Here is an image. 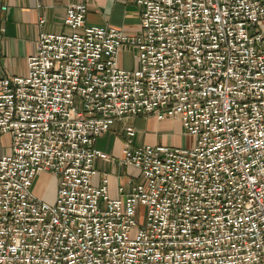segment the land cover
<instances>
[{
  "label": "built area",
  "instance_id": "obj_1",
  "mask_svg": "<svg viewBox=\"0 0 264 264\" xmlns=\"http://www.w3.org/2000/svg\"><path fill=\"white\" fill-rule=\"evenodd\" d=\"M135 2L132 34L69 3L26 74H0V264H264V0ZM150 115L193 141L133 145L126 125L112 197L94 141ZM42 172L52 201L32 190Z\"/></svg>",
  "mask_w": 264,
  "mask_h": 264
},
{
  "label": "crops",
  "instance_id": "obj_2",
  "mask_svg": "<svg viewBox=\"0 0 264 264\" xmlns=\"http://www.w3.org/2000/svg\"><path fill=\"white\" fill-rule=\"evenodd\" d=\"M69 3L86 5L85 22L88 24L113 26L129 34L139 29L140 9L135 0H0V74H26V57L34 51L38 33L68 30L63 24V17ZM2 6L5 8L2 9ZM41 17L44 21L39 23ZM126 125L134 128L131 138L133 145L149 143L182 146L193 141L191 135L183 133L180 122L175 118L156 119L150 115L115 121L94 141V146L107 153L109 158L96 157L93 160L96 173L91 178L93 183H97L101 173H106L108 192L112 197L118 195L117 187L125 184L129 173L128 168L117 163L127 139L124 131ZM7 137V134L0 135V154L9 150L10 138L6 140ZM184 141L189 142L184 144ZM42 173L53 181L50 194L35 193L44 200L52 201L56 177L47 172ZM42 173L34 178L32 190L36 178Z\"/></svg>",
  "mask_w": 264,
  "mask_h": 264
},
{
  "label": "rangeland",
  "instance_id": "obj_3",
  "mask_svg": "<svg viewBox=\"0 0 264 264\" xmlns=\"http://www.w3.org/2000/svg\"><path fill=\"white\" fill-rule=\"evenodd\" d=\"M134 59H133V52L131 49H125L122 52L121 58H120V65L125 67V68H131L132 66H134ZM7 138H5L6 140H9V135L7 134ZM189 140V138H188ZM186 142L189 141H184V144ZM191 144V143H190ZM52 179H50L48 176H46L45 174H41L40 176H38L35 180V184H34V192L36 193H44V195H49L50 194V189H51V185H52ZM143 208L141 207L140 211L142 213ZM142 215L140 214V219L139 222L143 221V218L141 217Z\"/></svg>",
  "mask_w": 264,
  "mask_h": 264
}]
</instances>
